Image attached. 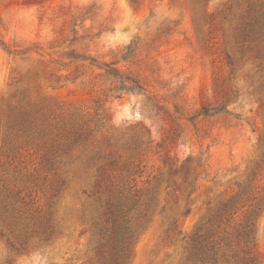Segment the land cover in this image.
Masks as SVG:
<instances>
[{"label": "rangeland", "instance_id": "374dc122", "mask_svg": "<svg viewBox=\"0 0 264 264\" xmlns=\"http://www.w3.org/2000/svg\"><path fill=\"white\" fill-rule=\"evenodd\" d=\"M244 1L0 0V188L54 229L22 252L0 238V264H97L107 189L135 165L129 264H190L197 229L238 251L250 223L248 257L264 264V59L234 38ZM103 63L144 90L116 97ZM63 132L82 139L58 148Z\"/></svg>", "mask_w": 264, "mask_h": 264}, {"label": "trees", "instance_id": "16d2710c", "mask_svg": "<svg viewBox=\"0 0 264 264\" xmlns=\"http://www.w3.org/2000/svg\"><path fill=\"white\" fill-rule=\"evenodd\" d=\"M244 8L239 16V22L234 28V38L240 47V51H248L255 53V60H263L264 58V0H246ZM227 11L231 8L228 6ZM74 35L70 44L76 40V32L72 30ZM133 44L124 48L126 53L122 56V61H128V57L135 49ZM6 49V47H5ZM9 53V51H7ZM72 55L74 53H71ZM79 59L80 57H74ZM85 60V59H84ZM227 63L232 64L231 59L227 56ZM103 76L108 80H114L117 85L113 90L117 92L116 97L122 94H134L142 92L143 86L140 80L132 77L129 74H124L119 68L114 67L113 63H103ZM210 110L202 108L199 116H208ZM27 132L24 131V134ZM64 134V135H63ZM42 136V135H41ZM58 148L68 147V143H75L82 139L78 133L74 135L68 132H63L58 135ZM35 140L24 136V141ZM12 148V151H15ZM44 162L49 161V157L45 156ZM110 166H116L115 162L110 163ZM133 169L125 170V177L120 174L118 181L120 183L115 189H107V199L102 212L100 223L94 225L95 234L98 241L93 249L97 264H129L132 255V245L135 241L134 231L130 226V216L137 212L139 204L138 191L132 189L135 186L129 187L130 182H134L133 177L141 174L139 165L132 167ZM20 192H13L7 187L0 188V238L10 247H14L11 238L15 241L16 251L22 252L27 247L28 243L37 238L39 241L49 242L53 236L54 229L52 227L50 216L40 215L39 213H29L24 203V198L19 196ZM237 198L232 197L228 201L222 203L216 211L217 222H221L230 216V212L237 205ZM243 207V206H242ZM210 221V220H209ZM253 224L237 231L235 235V248L238 251L231 250L233 245L230 239L220 237L217 233H213L211 229L206 232L197 229L196 232L188 237V251L186 261L190 264H254V259L249 258V246L255 247L253 239ZM240 244H242L240 246ZM230 251L227 252V250ZM239 255L241 257H239Z\"/></svg>", "mask_w": 264, "mask_h": 264}]
</instances>
